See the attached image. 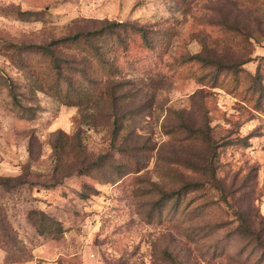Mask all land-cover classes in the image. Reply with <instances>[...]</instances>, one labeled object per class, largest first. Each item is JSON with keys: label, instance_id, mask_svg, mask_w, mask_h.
<instances>
[{"label": "rangeland", "instance_id": "rangeland-1", "mask_svg": "<svg viewBox=\"0 0 264 264\" xmlns=\"http://www.w3.org/2000/svg\"><path fill=\"white\" fill-rule=\"evenodd\" d=\"M0 264H264V0H0Z\"/></svg>", "mask_w": 264, "mask_h": 264}, {"label": "trees", "instance_id": "trees-1", "mask_svg": "<svg viewBox=\"0 0 264 264\" xmlns=\"http://www.w3.org/2000/svg\"><path fill=\"white\" fill-rule=\"evenodd\" d=\"M118 28H121V29H126V30H131V29H135V31L136 32H141V34L144 36V37H146V32L144 31V29L142 28V27H140V28H137L136 27V25H134L133 23H125V22H118V23H110V22H107L106 24H105V26H103V27H101L100 29H95V30H92V31H89V32H87V33H77V34H75V35H72V36H68V37H64L63 39H61L63 42H70V43H72V44H75L74 42H81V40H85V46H84V48H86V47H92V49H93V51H96L97 49H96V45H95V40L101 35H104V34H106V35H108V37H111V35H114V34H116V32H117V30H118ZM71 46H73V45H71ZM38 49H40V50H43V51H47V50H49L48 48H47V46H44V45H41V46H38L37 47ZM83 50H87V49H83ZM50 53L52 54V55H54L55 56V54H54V52H52V50L50 51ZM51 55V56H52ZM198 59H200V60H203V61H205L206 59L205 58H203V57H201V56H199V55H197L196 56ZM58 68H59V71H60V74H59V76H63V71H62V67H61V65H59L58 66ZM223 68H225L226 70H229L231 67H228V66H226L225 65V67H223ZM230 70H232V69H230ZM71 80H73V79H70V81ZM57 148H59V146L58 145H56L55 146V149L57 150ZM96 164V163H95ZM97 164H99V163H97ZM92 169H95V166H93V165H89V167H84V168H82L81 169V171L80 172H82V173H86V174H88V173H90V171L92 170ZM8 180L10 179V178H7ZM195 186H198V184L197 183H194V184H192V183H189V184H187V187H185V188H188V189H186V190H189L190 188H192V187H195ZM242 228L244 229V231H246V232H250V234H255V236L259 239L260 237L256 234V233H254V231L252 230V229H250L247 225H245V224H242Z\"/></svg>", "mask_w": 264, "mask_h": 264}]
</instances>
